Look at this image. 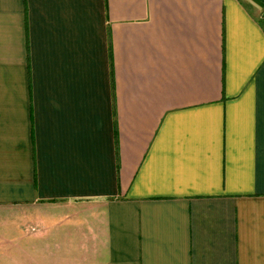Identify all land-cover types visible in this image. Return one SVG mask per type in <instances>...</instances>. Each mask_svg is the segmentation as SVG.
<instances>
[{"label":"crops","instance_id":"crops-1","mask_svg":"<svg viewBox=\"0 0 264 264\" xmlns=\"http://www.w3.org/2000/svg\"><path fill=\"white\" fill-rule=\"evenodd\" d=\"M0 264H264V2L0 0Z\"/></svg>","mask_w":264,"mask_h":264},{"label":"water","instance_id":"water-1","mask_svg":"<svg viewBox=\"0 0 264 264\" xmlns=\"http://www.w3.org/2000/svg\"><path fill=\"white\" fill-rule=\"evenodd\" d=\"M261 2H264V0H260Z\"/></svg>","mask_w":264,"mask_h":264}]
</instances>
